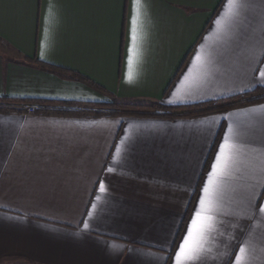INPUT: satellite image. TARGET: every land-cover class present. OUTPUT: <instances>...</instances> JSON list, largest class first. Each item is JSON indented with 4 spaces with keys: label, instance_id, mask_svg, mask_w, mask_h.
I'll return each mask as SVG.
<instances>
[{
    "label": "crops",
    "instance_id": "obj_1",
    "mask_svg": "<svg viewBox=\"0 0 264 264\" xmlns=\"http://www.w3.org/2000/svg\"><path fill=\"white\" fill-rule=\"evenodd\" d=\"M262 73L264 0H0V264H175L226 138L184 264H264V101L174 116L69 104L194 106Z\"/></svg>",
    "mask_w": 264,
    "mask_h": 264
},
{
    "label": "trees",
    "instance_id": "obj_2",
    "mask_svg": "<svg viewBox=\"0 0 264 264\" xmlns=\"http://www.w3.org/2000/svg\"><path fill=\"white\" fill-rule=\"evenodd\" d=\"M6 101L7 100H0V102ZM259 101H264V87L257 88L253 91L247 92L242 95H238L229 99H223V100H218V101H213L209 103H204V104H198L194 106H184V107H168L164 106L159 103H152L149 105H139L130 101H124V100H115L111 103H105V104H90V105H85V104H77V103H69L71 105L75 106H83V107H89L93 109H118V110H151L155 114H164L168 116H174L178 115V113L185 111L187 112L186 115H196V114H207L215 111H220V110H227L236 106H241L245 105L248 103H254V102H259ZM14 103H20L21 101H11ZM0 110H6L4 107H0ZM8 110H11L8 108ZM150 112V111H149ZM149 112H135V113H117V112H110L108 113L109 115H150L154 113H149ZM49 113H54V111H49ZM68 113H74L72 111H68ZM88 114V113H87ZM90 114L94 115H102L104 114L103 112L100 111H94L91 112Z\"/></svg>",
    "mask_w": 264,
    "mask_h": 264
},
{
    "label": "snow or ice",
    "instance_id": "obj_3",
    "mask_svg": "<svg viewBox=\"0 0 264 264\" xmlns=\"http://www.w3.org/2000/svg\"><path fill=\"white\" fill-rule=\"evenodd\" d=\"M141 0H136L137 5H139ZM234 0H229V3L232 4ZM243 7V5H239ZM135 23V21H133ZM217 23H220L217 21ZM199 59V57H197ZM264 75V73H262ZM230 146L228 144L227 138L225 139L224 144L220 146V155L216 157L215 163L211 166V171L208 174L207 182L204 184L202 188L203 195L198 198V207L193 208L194 216L191 218L190 226L186 229V235L182 238V242L180 243L178 250L175 253V264H184V261L190 259L191 257L188 255V251L190 249V238L192 236V230L197 226L198 221L202 218V214L207 213L209 209V203L211 198L214 196L219 180L221 176L224 174L226 168V156L225 152ZM100 190L104 191V185H100ZM259 212H264V205L259 206ZM88 225L85 224V228ZM241 252L244 251L243 248L240 249ZM238 259V258H237Z\"/></svg>",
    "mask_w": 264,
    "mask_h": 264
},
{
    "label": "rangeland",
    "instance_id": "obj_4",
    "mask_svg": "<svg viewBox=\"0 0 264 264\" xmlns=\"http://www.w3.org/2000/svg\"><path fill=\"white\" fill-rule=\"evenodd\" d=\"M130 102H133V103H136V104H139V105H149V104H152V103L146 102V101H130ZM0 104H1V102H0ZM101 110L102 111H100V112H103L104 114H108L110 112H117V113H123V112H125L124 114H126V113H135L136 111L137 112H140V113H144V112L146 113V112H149V111H150L149 113H154L151 110H142V109H139V110H136V111H134V110L123 111V110H118L116 108L115 109H107V108H105V109H101Z\"/></svg>",
    "mask_w": 264,
    "mask_h": 264
},
{
    "label": "built area",
    "instance_id": "obj_5",
    "mask_svg": "<svg viewBox=\"0 0 264 264\" xmlns=\"http://www.w3.org/2000/svg\"><path fill=\"white\" fill-rule=\"evenodd\" d=\"M16 109L20 110L21 112H25V113H35L37 108H35L34 106H29V105H19L16 107Z\"/></svg>",
    "mask_w": 264,
    "mask_h": 264
}]
</instances>
